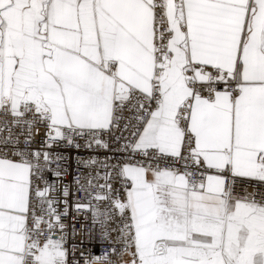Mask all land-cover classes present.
I'll use <instances>...</instances> for the list:
<instances>
[{
	"label": "snow or ice",
	"instance_id": "obj_1",
	"mask_svg": "<svg viewBox=\"0 0 264 264\" xmlns=\"http://www.w3.org/2000/svg\"><path fill=\"white\" fill-rule=\"evenodd\" d=\"M0 264H264V0H0Z\"/></svg>",
	"mask_w": 264,
	"mask_h": 264
},
{
	"label": "built area",
	"instance_id": "obj_2",
	"mask_svg": "<svg viewBox=\"0 0 264 264\" xmlns=\"http://www.w3.org/2000/svg\"><path fill=\"white\" fill-rule=\"evenodd\" d=\"M126 115H128V113H126ZM18 131V130H17ZM46 131V129L41 126L40 130H39V134L35 136V140H36V144L34 145V147H39L40 145V141L43 138L44 132ZM120 132L117 131L113 134V137L115 136H119ZM125 136H128V132H124ZM81 144H83V140L79 141ZM112 146L114 148H119V143L113 138L112 141ZM52 152H59V153H63L66 154L69 157L68 160V172L66 175H64L61 178H56L53 176L52 172H46L45 173V177L50 181H56L57 182V186L59 187L60 191L56 192L55 195L62 201L63 199H65V197L63 196V192L62 189L63 187L66 185L69 189V195L67 197L68 200V215L66 217H64V222L65 224L68 225V243L69 246H71V243L73 242V238L71 235L72 232V224H73V217H76V221H75V228L77 230L82 229V226L85 225L86 221H85V216L88 217L87 220V225L88 227H92L91 224V211L90 210H83L80 212H77L74 206V202L79 200V201H85L84 198V194L82 192L77 191L76 185L73 183V179L74 177L77 175V166H76V162H75V157L77 155L79 156H83V157H88V156H92L95 155L97 157L103 158L105 155H109L110 153H107L103 150L101 151H97V152H91V151H86L83 147L78 151L77 149L67 145L66 143H61L59 147H54L53 149H51ZM53 167H55V165H53ZM83 171L87 172L88 169H83ZM102 171V170H101ZM103 180H100L99 183H103ZM249 191H252L253 188L251 185L247 186ZM101 195L103 194V192L101 191L100 193ZM95 203V201L93 202ZM101 207H104L103 202H101L100 204ZM60 210H63V204L61 203L60 205ZM115 225H113L114 227ZM97 228V234H98V230H99V225L96 226ZM84 233L83 231H80L79 234L75 237V241L78 243L80 240L84 239ZM100 245L99 243H97L95 245V247L93 248V251L99 253L100 251ZM105 248L107 247V245L104 246Z\"/></svg>",
	"mask_w": 264,
	"mask_h": 264
}]
</instances>
